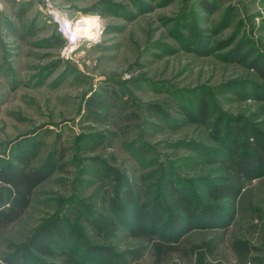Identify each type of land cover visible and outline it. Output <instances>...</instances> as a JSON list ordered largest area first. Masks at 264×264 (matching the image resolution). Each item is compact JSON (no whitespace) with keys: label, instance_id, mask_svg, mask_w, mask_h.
<instances>
[{"label":"rangeland","instance_id":"obj_1","mask_svg":"<svg viewBox=\"0 0 264 264\" xmlns=\"http://www.w3.org/2000/svg\"><path fill=\"white\" fill-rule=\"evenodd\" d=\"M260 65L264 0H0V169L28 152L34 169L55 164L0 231V264H105L88 247L113 252L110 264H264V168L219 204L225 228L204 223L160 259L130 233L163 232L177 190L211 206L229 123L264 146ZM201 99L208 116L193 123ZM10 199L0 182V206ZM55 219L66 248L41 256L30 241Z\"/></svg>","mask_w":264,"mask_h":264},{"label":"trees","instance_id":"obj_2","mask_svg":"<svg viewBox=\"0 0 264 264\" xmlns=\"http://www.w3.org/2000/svg\"><path fill=\"white\" fill-rule=\"evenodd\" d=\"M258 67L257 72L264 78V65ZM188 116L193 123H202L208 116V103L199 100L197 112ZM237 126L230 123L226 126L227 136L231 141L230 151L220 160L219 182L207 189L211 206L197 205L184 195L182 190H177L173 204L176 214L164 224L163 232L147 230L138 224L131 230L133 237L143 238L150 243V253L153 256L160 259L176 251L181 244L178 242L181 237L204 223L212 225L211 227L228 226L231 215L219 204L235 201L242 193L245 183L264 168L263 143L251 142L249 136L243 135V128ZM32 157V152L21 154L17 157L15 165L9 164L0 169V182L7 187L11 196L7 206H0V231L21 218L32 202L35 189L49 178L55 169V164L52 163L43 168H32ZM162 212L159 209L156 214L157 221L164 217ZM68 238L69 234L61 227V220L55 219L40 228L30 241V248L41 256L57 258L59 254L63 255ZM234 248L240 258H246L251 253V248L246 242L238 241ZM87 251L100 258V263L110 264L109 262L116 258L109 249L88 247ZM141 255L137 252L135 258Z\"/></svg>","mask_w":264,"mask_h":264},{"label":"built area","instance_id":"obj_3","mask_svg":"<svg viewBox=\"0 0 264 264\" xmlns=\"http://www.w3.org/2000/svg\"><path fill=\"white\" fill-rule=\"evenodd\" d=\"M58 21H61V19H57ZM60 24V32L64 35V37L69 41V43H72L73 41L76 42L78 39L76 37V34L74 35L75 29L72 28L71 25H68V21L61 22ZM73 42V43H74Z\"/></svg>","mask_w":264,"mask_h":264},{"label":"bare ground","instance_id":"obj_4","mask_svg":"<svg viewBox=\"0 0 264 264\" xmlns=\"http://www.w3.org/2000/svg\"><path fill=\"white\" fill-rule=\"evenodd\" d=\"M89 25H90V23L86 21L85 23L79 24V26L77 27V29L79 30V29H81V28H88ZM74 27H75V26H73V28H74ZM73 32H75V31H73ZM74 34H75V33H74Z\"/></svg>","mask_w":264,"mask_h":264}]
</instances>
